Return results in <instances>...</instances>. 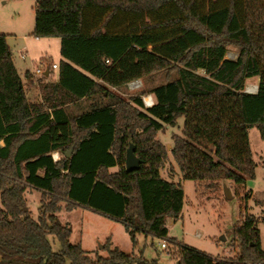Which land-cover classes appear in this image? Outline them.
I'll use <instances>...</instances> for the list:
<instances>
[{"label":"trees","instance_id":"obj_1","mask_svg":"<svg viewBox=\"0 0 264 264\" xmlns=\"http://www.w3.org/2000/svg\"><path fill=\"white\" fill-rule=\"evenodd\" d=\"M33 35L59 39L55 79L26 70L22 83L0 33V264H158L109 239L106 255L70 242L56 212L75 207L120 222L133 249L139 234L165 240L177 264H264L250 213L232 231L231 259L168 236L166 219L181 216L184 191L161 173L169 157L157 136L183 118L169 149L183 179L215 189L254 177L248 129L264 137V0H35ZM156 73L166 80L148 91L123 98L111 90ZM251 78L255 92L245 91ZM34 85L40 97L31 101ZM81 102L87 109L75 111ZM129 143L141 163L127 172ZM27 189L40 192L37 218Z\"/></svg>","mask_w":264,"mask_h":264},{"label":"rangeland","instance_id":"obj_2","mask_svg":"<svg viewBox=\"0 0 264 264\" xmlns=\"http://www.w3.org/2000/svg\"><path fill=\"white\" fill-rule=\"evenodd\" d=\"M34 2L35 0H0V33L6 34L15 65L23 79L26 66L34 70L40 62L58 63L61 58L57 37L34 38ZM20 53L25 54L24 59L19 57ZM226 56L232 58L235 56V52L229 50ZM55 73L56 69H53L49 78L55 79ZM137 80L136 87L129 88L126 85L124 88H111V90L121 97L127 98L129 94L141 90L148 91L152 86L163 83L166 79L163 73H156ZM256 86L257 79L251 78L246 81L245 90L252 91ZM146 95H149L153 101L152 94L145 92L142 95L145 106H147ZM86 104L87 102H81L75 111H84L87 109ZM182 124L183 118L179 117L175 126L166 125L157 135L165 144L169 157L165 167L161 169V173L163 176H171L175 181H179L184 191L181 216L176 219L172 217L166 219L168 236L212 257L231 259L238 252V244L232 240V231L234 227L242 223L244 215L250 213L258 219L260 245L264 251V203H257L258 200H264V137L260 136L256 127L248 129L250 148L256 167L254 177L247 178L245 186H237L231 180H221L215 189H207L192 180L181 178L172 160L169 151L171 147L170 134L171 132L180 133ZM54 155L57 156L56 153ZM170 163L175 166L177 171H169ZM114 169L116 168H111V170ZM224 185L231 192L230 198L225 197ZM24 197L31 215L37 218L40 192L36 189H27L24 192ZM56 215L62 223L69 224L70 242L81 241L82 248L90 255L96 253L106 255L103 244L109 239L112 246H117L126 252L132 250L135 253L141 252L147 259H156L158 264H177V261L167 253L166 247L162 246L164 244L168 247L165 240L139 234L138 244L133 249L132 242L120 222L89 209L75 207L66 210L62 208L56 212ZM48 239L52 249L58 250V241L52 236H48Z\"/></svg>","mask_w":264,"mask_h":264},{"label":"water","instance_id":"obj_3","mask_svg":"<svg viewBox=\"0 0 264 264\" xmlns=\"http://www.w3.org/2000/svg\"><path fill=\"white\" fill-rule=\"evenodd\" d=\"M45 75H47V72H45ZM70 153H71V149L66 152V155L68 156ZM140 163H141L140 158H138L134 153V145L132 143H129L125 150V162H124L125 170L127 172L136 170L139 168ZM223 191L226 198H230L232 196L231 192L225 185L223 186Z\"/></svg>","mask_w":264,"mask_h":264},{"label":"built area","instance_id":"obj_4","mask_svg":"<svg viewBox=\"0 0 264 264\" xmlns=\"http://www.w3.org/2000/svg\"><path fill=\"white\" fill-rule=\"evenodd\" d=\"M235 56H236V54H235ZM19 57L21 59H24L25 58V54L24 53H20ZM234 57H232V58H234ZM106 61H108V60H106ZM56 67H57V64H55V63L47 64L45 62H40V64L38 66H36L35 69L33 70V73L35 75H43V74H45V72L48 73L49 70L54 69ZM137 85H138V80H133V81H130V82L127 83V86L129 88L136 87ZM245 91H248V90H245ZM255 91H256V87L252 91H248V92H255ZM152 104H153V101L151 102V104H147V106H150ZM52 157L55 160V159L58 158V155L55 156L54 154H52ZM162 246L166 247V245H164V244H162Z\"/></svg>","mask_w":264,"mask_h":264},{"label":"crops","instance_id":"obj_5","mask_svg":"<svg viewBox=\"0 0 264 264\" xmlns=\"http://www.w3.org/2000/svg\"><path fill=\"white\" fill-rule=\"evenodd\" d=\"M22 38L24 39V36H22ZM35 39H38L37 37H34ZM6 42H7V45H8V48H9V50H10V46H9V44H8V41H7V36H6ZM23 49V48H22ZM11 51V50H10ZM11 53H12V51H11ZM61 57V56H60ZM61 59V58H60ZM59 59V60H60ZM12 61H13V64H14V66H15V68H16V70H17V73H18V75H19V77H20V79H21V82L22 83H25V77H24V79H23V77L21 76V74H20V72L18 71V69H17V67H16V65H15V61H14V58H13V55H12ZM59 62V61H58ZM54 63V62H53ZM55 64H58V63H55ZM25 69V71L26 70H29L31 73H33V70L32 69H30V68H28L27 66L24 68ZM54 69H56V71H57V67L56 68H54ZM52 70L53 69H51V74H50V76L52 75ZM55 75L57 76V73H55ZM27 97L31 100V101H36V100H38L39 99V97H40V95H39V91H38V87H37V85H34L33 87H31L30 89H28L27 90ZM36 98V99H34V98ZM34 99V100H33ZM2 143V141H0V144ZM57 154L58 155V153L57 152H53L52 154ZM178 178H179V176H178ZM84 209H86V208H84ZM170 219H172V218H170ZM80 244H81V241L79 242Z\"/></svg>","mask_w":264,"mask_h":264},{"label":"bare ground","instance_id":"obj_6","mask_svg":"<svg viewBox=\"0 0 264 264\" xmlns=\"http://www.w3.org/2000/svg\"><path fill=\"white\" fill-rule=\"evenodd\" d=\"M145 101L147 102L146 104H151V102H152L151 97L149 95H146Z\"/></svg>","mask_w":264,"mask_h":264}]
</instances>
